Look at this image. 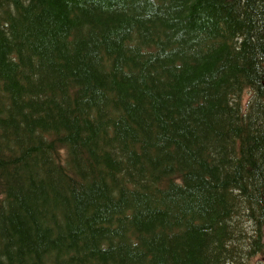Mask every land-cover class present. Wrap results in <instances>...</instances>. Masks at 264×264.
Segmentation results:
<instances>
[{
	"label": "trees",
	"instance_id": "trees-1",
	"mask_svg": "<svg viewBox=\"0 0 264 264\" xmlns=\"http://www.w3.org/2000/svg\"><path fill=\"white\" fill-rule=\"evenodd\" d=\"M259 253L264 0H0V264Z\"/></svg>",
	"mask_w": 264,
	"mask_h": 264
},
{
	"label": "rangeland",
	"instance_id": "rangeland-1",
	"mask_svg": "<svg viewBox=\"0 0 264 264\" xmlns=\"http://www.w3.org/2000/svg\"><path fill=\"white\" fill-rule=\"evenodd\" d=\"M248 99V93L244 95V100ZM250 264H264V253L257 254L251 261Z\"/></svg>",
	"mask_w": 264,
	"mask_h": 264
}]
</instances>
